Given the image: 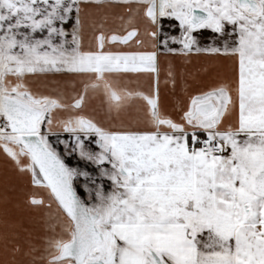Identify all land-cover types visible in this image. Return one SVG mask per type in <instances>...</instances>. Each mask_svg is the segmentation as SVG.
<instances>
[{
	"label": "snow or ice",
	"instance_id": "obj_1",
	"mask_svg": "<svg viewBox=\"0 0 264 264\" xmlns=\"http://www.w3.org/2000/svg\"><path fill=\"white\" fill-rule=\"evenodd\" d=\"M117 4L124 32L100 24L85 49L90 9ZM193 54L227 58L232 75L162 110L159 56ZM128 73L155 83L122 89ZM57 74L79 78L71 95L33 87ZM90 93L117 115L143 100L145 123L87 114ZM0 152L48 194L27 201L47 209V264H264V0H0ZM7 216L4 264H24Z\"/></svg>",
	"mask_w": 264,
	"mask_h": 264
},
{
	"label": "crops",
	"instance_id": "obj_2",
	"mask_svg": "<svg viewBox=\"0 0 264 264\" xmlns=\"http://www.w3.org/2000/svg\"><path fill=\"white\" fill-rule=\"evenodd\" d=\"M126 5H113L112 8L99 5L93 6L90 9V18L84 28V47L87 49L90 43L94 42V35L97 27L100 24L104 25L105 31H116L123 33L127 27L128 14L126 12ZM135 7V5H133ZM124 16V20L120 19ZM144 30V21L142 17H137L133 21ZM164 31L170 32L173 35H179L178 28H170L171 23L168 19L163 20ZM71 27V23L67 25ZM201 43H211L213 33L211 30H201ZM145 38V37H142ZM146 39V38H145ZM178 46V45H173ZM135 50V45L131 47L126 45L113 46V50ZM159 63V90H160V104L162 110L176 114L179 108L188 102V96L195 88L203 84L211 83L213 78L218 74H226L231 76L230 61L227 58H217L205 54L178 56V55H161L158 58ZM169 71H172L175 76V85L171 82ZM120 88H126L131 91H148L155 83V77L146 73H128L115 77ZM79 81L78 77L64 76V75H49L46 78L34 80L33 87L47 82L49 89L61 88L67 94L71 95L73 86L71 81ZM59 82V83H57ZM77 88L80 87L77 83ZM84 111L89 115H94L98 119L108 123L115 120L117 122L123 121L126 124L143 125L146 121L147 106L143 100L134 99L127 103L117 115L114 112H109L108 105L103 93H90L86 101ZM67 133H61L62 138L66 137ZM54 138V137H50ZM62 147V146H61ZM75 164V159L69 161ZM7 177V196L8 201L5 202L6 194V178ZM36 193L44 196L47 200L48 194L45 189L41 187H34L30 182V177L19 173L10 161H6L2 152H0V264H4L5 255L3 247L4 239V213L7 209L8 220L15 224L16 227L10 231L17 233L14 239L18 243L23 252L18 257L22 259L24 264H47L46 260H41L39 257L45 255L46 238L53 235L54 232L49 226L46 208H35L30 205L28 197ZM54 223V222H53ZM59 231V227H56ZM35 248L36 251L31 255H25L29 249ZM35 257V259H33Z\"/></svg>",
	"mask_w": 264,
	"mask_h": 264
}]
</instances>
